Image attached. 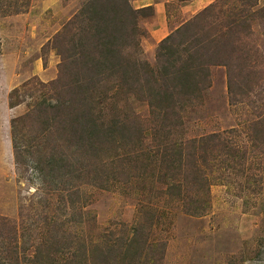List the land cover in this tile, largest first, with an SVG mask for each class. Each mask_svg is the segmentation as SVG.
Here are the masks:
<instances>
[{
  "label": "rangeland",
  "instance_id": "1",
  "mask_svg": "<svg viewBox=\"0 0 264 264\" xmlns=\"http://www.w3.org/2000/svg\"><path fill=\"white\" fill-rule=\"evenodd\" d=\"M89 2L0 0V264H46L45 254L57 249L63 254L56 255L57 264H264V135L254 139L261 131L254 124L264 127V0L251 7L236 0H170L164 22L155 6L137 7L148 0H130L136 9L150 7L139 15L145 33L138 65L158 70L160 43L206 8L209 16L198 27L215 31L223 22L226 32L233 15L245 10L233 30H239L235 46L247 61L235 67L228 51L202 48L207 72L198 92L175 97L180 110L164 128L153 118L148 96L161 87L147 86L140 76L134 92L123 94L119 80L110 78V97L93 114L119 119L130 138L84 156L90 170L104 173L108 165L113 179L74 178L68 186L58 171L47 176L41 168L49 157L31 147L34 137L40 140L38 124L19 125L30 141L15 151L11 121L36 115L43 100L49 105L74 96L58 83L62 73L74 72L67 59L73 45L64 40L73 39L72 30L80 33L76 19ZM17 88L21 103L12 108L9 96ZM104 89L102 83L93 91ZM190 206L197 214L186 212ZM132 239L140 240L141 260L136 254L128 259ZM92 245L105 255L82 259Z\"/></svg>",
  "mask_w": 264,
  "mask_h": 264
},
{
  "label": "trees",
  "instance_id": "2",
  "mask_svg": "<svg viewBox=\"0 0 264 264\" xmlns=\"http://www.w3.org/2000/svg\"><path fill=\"white\" fill-rule=\"evenodd\" d=\"M236 1L245 7L248 5L251 7L255 6L254 2L257 0ZM148 8L150 7L136 9L130 0H90L76 19L78 21L77 26L81 29L80 33L72 30L70 33L73 39L68 37L67 40H64L73 45V54H69L67 59L70 69L74 72L65 76L62 73L61 79H64L65 82L60 79L58 83L64 84L62 87L66 88V91L69 88L75 90L74 96L69 97L68 100L63 98V100H59V103L49 105H46L45 100H43L36 110V115L32 113L27 119V115L12 119L11 129L15 151L23 149L30 141L22 134V130L18 129L19 125L24 126L29 120L38 124L36 132L40 140L38 137H34L31 147L38 153L48 155L47 165L44 168L41 167L47 176L50 173L54 176L55 172L58 171V176L63 179L61 183L68 186L74 178L87 181L85 177L91 176L89 181L95 182L101 178L105 183L113 179L111 171L107 168L108 165L104 168V173H99L90 170L91 165L83 162L86 153L91 152L92 158L99 151H103L105 143L120 144L122 140L123 144V141L127 143L130 138L128 127L119 119L103 120L100 119L101 116L94 117L93 113L97 108L96 106L104 103L110 97V88L105 84L110 78L119 80L118 86L124 87L120 91L123 94L134 92L135 86L140 82V76H144L145 81L149 80L146 83L147 86L153 83L161 87L160 90L156 88V90L149 91L148 96L150 97V106L153 109V118H156V122L160 125L158 127L164 128L180 110L177 107L175 97L181 95L186 99L190 98L198 90L199 79L205 77L203 74L207 72L206 60L199 57L202 48L208 47L211 51L217 48L225 52L228 51L227 58L230 60L228 63L231 65L233 64L232 61L235 63V67L243 68L242 60L246 62L247 59L243 56L241 48L235 46V43L241 38L237 34L239 30L234 31L233 26L236 25L237 28L238 25L242 24L244 19L241 15L245 10L240 14L233 15L232 22L228 23L232 26L227 32L225 31L226 26L222 25L223 22L220 29L208 31L203 26L198 27V21L209 16L207 12L210 8H206L207 11L204 10V13L201 12L189 27L181 28L176 35H170L160 43L158 47L160 68L158 70L151 69L148 64L138 65L140 61L137 60V57L142 55L140 38L145 33L139 24V15L141 11ZM246 16V19L249 18L248 15ZM61 38L59 35L57 40ZM190 49L192 52L188 53ZM183 51L188 54L184 64L181 65L179 61ZM248 51L249 49H247V53ZM233 55H236L234 56L236 60ZM216 63L222 65L220 62ZM138 66L144 71L142 74L136 69ZM81 69H84L85 72L90 69L91 73L86 72L87 74L82 77L80 74L85 72ZM75 72L78 73L75 74ZM102 83L105 85L104 91L102 93L100 91V95L95 94L93 90L95 88L98 90ZM232 90L233 87H230V91ZM19 93L18 88L10 93L9 105L12 108L21 103L18 98L15 99ZM104 94L105 98H102ZM76 111L78 114H75ZM254 126V130H261L254 134V139H259L260 135H264V130H262L264 127L258 121ZM243 153V160L246 163L248 161L247 151ZM15 157L18 158L16 152ZM71 160L74 162L71 163ZM261 161H263L262 155ZM110 162H114V160ZM188 209L187 213L197 214L195 207L190 206ZM131 242L133 243H130L128 252L130 253L133 249L134 252L128 259L132 260L136 254L141 260L140 240L132 239ZM88 252L89 254L85 252L81 258L87 261L89 257L98 258L99 255H105L103 248L94 250V245ZM45 255H47L45 256L46 264H49V261L51 264H57L58 257L56 255L63 254L59 253L57 249L55 255L50 251ZM78 258V255L74 257L75 260Z\"/></svg>",
  "mask_w": 264,
  "mask_h": 264
},
{
  "label": "crops",
  "instance_id": "3",
  "mask_svg": "<svg viewBox=\"0 0 264 264\" xmlns=\"http://www.w3.org/2000/svg\"><path fill=\"white\" fill-rule=\"evenodd\" d=\"M170 0H148V2L142 6H137V7H143L146 5H153L156 7V11L158 13V18L161 21L164 22L166 18V3ZM171 1H176V0H171Z\"/></svg>",
  "mask_w": 264,
  "mask_h": 264
}]
</instances>
